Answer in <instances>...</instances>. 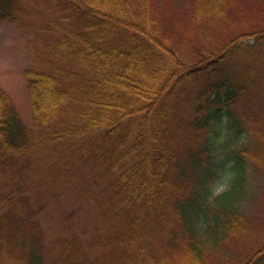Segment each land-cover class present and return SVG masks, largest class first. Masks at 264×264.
I'll use <instances>...</instances> for the list:
<instances>
[{"label":"trees","instance_id":"obj_1","mask_svg":"<svg viewBox=\"0 0 264 264\" xmlns=\"http://www.w3.org/2000/svg\"><path fill=\"white\" fill-rule=\"evenodd\" d=\"M175 4L0 0V19L30 37L35 55L24 71L32 125L0 82V166L19 170V181L38 159L44 176L65 181L81 166L102 168L115 210L105 235L47 244L40 210L26 205L34 196L10 197L2 185L0 264H211L214 249L238 240L246 243L232 264H264V218L246 213L264 142L250 140L243 123L250 106L235 111L250 83L222 74L229 61H247L255 46L245 38L264 41V0ZM240 18L262 27L194 54L180 49V35L209 38ZM223 129L237 141L228 153L234 176L212 197ZM253 225L263 226L261 241L248 240Z\"/></svg>","mask_w":264,"mask_h":264},{"label":"rangeland","instance_id":"obj_2","mask_svg":"<svg viewBox=\"0 0 264 264\" xmlns=\"http://www.w3.org/2000/svg\"><path fill=\"white\" fill-rule=\"evenodd\" d=\"M162 1L165 6L172 4L174 9L180 7L175 4L177 0ZM249 1L254 0H246V2ZM165 22L170 23L169 20ZM254 27H262L261 22H249L248 18L228 20L223 28L219 26L210 28L209 38L201 37L195 31H192V34L197 37H191L193 39L191 41L180 35L179 38H183L179 43H182L180 49L185 53L194 54L199 44L214 47L216 43L223 44L228 38L236 37L240 31ZM249 37L242 42L248 43L251 48L255 47L247 61L243 63L229 61L222 74L228 76L234 74L236 82L244 84L247 81L248 84L250 83L251 94L248 90L245 92L240 104L236 105L235 111L240 112L243 107L250 106L246 113L251 111L252 114L243 123L247 122L246 126L248 125L249 129L252 128L249 130L250 140L254 142L256 138L258 141L264 142V41L260 40L256 43L257 37ZM32 44L30 37L17 29L15 24L0 19V82L13 98L20 118L29 126L32 125V113L24 71L32 66L35 60ZM216 81L217 78L213 82ZM201 84L202 81L199 80V85ZM246 85L244 84V87ZM196 90L199 91L200 87H196ZM192 114L189 108L186 112L182 111L185 124L187 118ZM235 141L226 129H223L220 136L217 137L219 146L216 151L217 158L222 161L224 166L219 169V173H221L213 181L212 191L214 194L212 197L223 193L232 186L234 175L230 169L233 163L228 159V153L235 148L237 143ZM221 146L223 147L221 148ZM257 166L256 176L254 175L253 178L252 173L249 181L251 189L246 197L248 207L246 213L250 212L252 216L264 218V163L258 162ZM45 172V161L38 159L24 178L19 181V170H15L13 173L11 168L0 166V193L2 185H4L6 188L4 191L10 197L18 192L34 196L26 205L40 210L42 225L47 228V244H54L59 239L72 241L75 237L82 242V239L90 240L98 234L105 235L114 223L113 216L115 214L111 201L112 188L110 186L112 181L106 176L105 171L94 165L81 166L76 172V177L68 181L44 176ZM18 183L22 184L20 189ZM3 205L0 202V209ZM262 230L263 226L253 225L252 236H249L248 240L261 241ZM242 241H235L234 246L229 243L221 251L214 249L211 255V264H232L235 261V247L238 248L239 244L246 243Z\"/></svg>","mask_w":264,"mask_h":264}]
</instances>
